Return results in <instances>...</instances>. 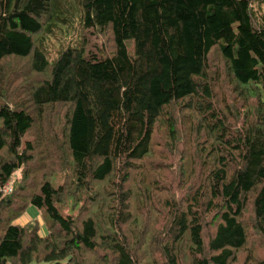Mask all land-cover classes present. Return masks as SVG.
Returning a JSON list of instances; mask_svg holds the SVG:
<instances>
[{
    "label": "trees",
    "instance_id": "trees-1",
    "mask_svg": "<svg viewBox=\"0 0 264 264\" xmlns=\"http://www.w3.org/2000/svg\"><path fill=\"white\" fill-rule=\"evenodd\" d=\"M0 264H264V0H0Z\"/></svg>",
    "mask_w": 264,
    "mask_h": 264
},
{
    "label": "rangeland",
    "instance_id": "rangeland-1",
    "mask_svg": "<svg viewBox=\"0 0 264 264\" xmlns=\"http://www.w3.org/2000/svg\"><path fill=\"white\" fill-rule=\"evenodd\" d=\"M59 45V44H58ZM170 182H172V184L173 185H175V186H173V187H177V184H179V181H178V178H175V177H173V173H172V175H171V177H170ZM147 187H145L144 189H146ZM150 190H151V192H153V191H156V190H158L157 192H155V196H165L166 195V192H164L165 190H163L161 187H159V186H157V185H153V186H151L150 187ZM32 209V208H31ZM31 209L29 208L28 209V211L30 210L31 211ZM34 209V208H33ZM29 211V212H30ZM27 214V212L23 215V216H21L20 218H18L16 221H15V223H19V224H21V225H25V224H27L28 222H30L31 220H30V218L31 217H29L28 215H26ZM32 219V218H31ZM40 223H42V220L40 219ZM41 232L42 233H46V227L44 226V227H42V229H41Z\"/></svg>",
    "mask_w": 264,
    "mask_h": 264
},
{
    "label": "crops",
    "instance_id": "crops-1",
    "mask_svg": "<svg viewBox=\"0 0 264 264\" xmlns=\"http://www.w3.org/2000/svg\"><path fill=\"white\" fill-rule=\"evenodd\" d=\"M31 209V208H30ZM30 211V210H29ZM29 211H27V214L26 215H28L29 217H31V218H33V217H36V215L33 213V212H29ZM30 218V219H31Z\"/></svg>",
    "mask_w": 264,
    "mask_h": 264
},
{
    "label": "built area",
    "instance_id": "built-area-1",
    "mask_svg": "<svg viewBox=\"0 0 264 264\" xmlns=\"http://www.w3.org/2000/svg\"><path fill=\"white\" fill-rule=\"evenodd\" d=\"M5 191H8V192H10V191H11V186H10V185H8V187L5 189Z\"/></svg>",
    "mask_w": 264,
    "mask_h": 264
}]
</instances>
